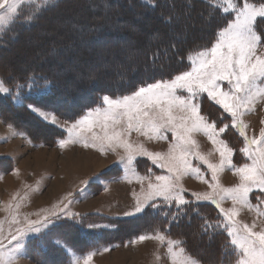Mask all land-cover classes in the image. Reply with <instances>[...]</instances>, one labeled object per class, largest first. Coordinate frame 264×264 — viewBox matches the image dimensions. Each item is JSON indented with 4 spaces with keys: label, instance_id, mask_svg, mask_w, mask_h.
I'll list each match as a JSON object with an SVG mask.
<instances>
[{
    "label": "rangeland",
    "instance_id": "374dc122",
    "mask_svg": "<svg viewBox=\"0 0 264 264\" xmlns=\"http://www.w3.org/2000/svg\"><path fill=\"white\" fill-rule=\"evenodd\" d=\"M214 2L218 5L219 0ZM237 2L242 4L243 0ZM124 5L121 2L111 5L108 0H51V3L49 0H24L15 22L8 25L6 30H0V79L4 80L6 87L12 89L13 94L17 92L16 84L23 85L18 97L23 106L13 99V95L0 93V98L8 102H0V221L3 222L0 226V243L5 252L16 247L17 242L11 241V234L16 228L26 224L25 217L37 220L43 215L59 211L65 205L66 211L78 214L76 221L64 217L41 232L28 233L20 241L22 247L10 264H74L76 258H79V264H84L83 258L89 252L93 253L91 264H180L187 257L197 260L199 264H221L222 254L221 249H218L220 240L215 241V245L213 242L208 243L207 254L189 243L199 220L194 217L190 219L186 215L176 226L173 223L170 226V217H166L165 213L169 209L175 213L177 209L174 204L163 209L146 205L141 213L124 215L133 209L137 197L142 199L147 191L149 179L142 180L141 177H149V173H153L150 179L155 182L156 175L167 174L166 169H160L147 156H135L130 165H117L114 162L117 161L118 154H124V149L102 152L99 143L93 146L91 133L64 147L59 144L60 139L68 137L67 127L95 108H87L84 112L75 110V105L88 97V92L85 95L84 91L77 90L79 83L85 79L95 81L107 69L119 68L127 63L131 65L133 61L141 59V54L147 49L142 41L154 38L148 34L155 24L153 14L156 13L148 14L129 3L126 7ZM232 14L234 18L235 14ZM139 17L144 19L140 20ZM136 18L137 22H131ZM158 23L154 26L163 30ZM168 33L167 38L171 40L177 39L178 34L180 37L186 35L184 27L177 33L168 29ZM257 54L264 55V47L258 46ZM188 62L190 65V61ZM31 67H41L43 69L40 70L46 74L51 73L53 80L46 78L52 82L50 90L54 86L52 91L60 99L57 100V106L74 111L69 119L60 116L53 106H46L43 101L34 98L49 90H46L48 86H43V81H40L41 86L35 88L31 81H25L26 76L33 75L32 71L28 72ZM17 73H21L19 77ZM89 90L91 93L92 89ZM200 103L201 115L206 116L210 123L214 121L217 130L225 124H231L230 114L210 101L206 94H203ZM27 105L51 114L49 119L45 120ZM98 106L103 107L102 103ZM252 107V111H244L241 117L246 125L244 131L248 138L259 137L261 128H264V97L258 98ZM205 112L218 118H210ZM52 115L57 118L55 124L51 122ZM94 130L100 132L99 128ZM166 135L167 139H148L132 131L127 138L133 144H143L150 152L166 154L169 145L173 143L171 132ZM57 136L59 137L56 138ZM192 138L198 144L197 151L207 155L211 163L219 162V152L215 151L217 146L203 132L192 133ZM218 139L226 141L233 148L232 161L237 167L251 163L239 151L244 147V137L240 135L239 129L230 127L225 133L218 134ZM189 160L193 167H199L201 171V176L188 174L181 180L186 190L185 199L194 201L184 209L191 214V211L196 210V205L213 202L195 201L193 193L211 191V171L194 156H189ZM98 174V178H95ZM219 180L227 188L238 184L240 177L235 169L226 167L219 174ZM260 195L261 190L254 188L249 193L250 202L255 205L256 197ZM161 199L156 202L159 204ZM219 203L225 209L233 207L230 198ZM151 209L159 212L163 220L169 219L154 226H159L166 239L186 242L174 246L177 252L175 258L169 254L166 241L154 238L139 241L140 235L151 232L154 236L155 228L147 232H135L133 229L136 225L123 220ZM209 212L212 216L216 212L218 215L213 224L209 223L220 224V227H212L210 231L220 229L224 232L235 253L223 214L218 207L216 212ZM13 214H16L18 224L12 222ZM81 220L83 224L78 222ZM237 220L249 226L255 224L254 231L264 230V216H258L255 208L249 210L247 207H240ZM190 221L192 226L186 229L187 233L179 231L187 228ZM88 224L99 227L88 228ZM202 224L201 219L199 225ZM165 229L168 231L165 232ZM197 242L206 244L207 241L197 238ZM190 245L193 251L188 249ZM181 248L184 249L183 254L179 252ZM214 250L216 256L210 254L215 253ZM236 259L238 255L234 257L232 264H235Z\"/></svg>",
    "mask_w": 264,
    "mask_h": 264
},
{
    "label": "snow or ice",
    "instance_id": "6c2138e0",
    "mask_svg": "<svg viewBox=\"0 0 264 264\" xmlns=\"http://www.w3.org/2000/svg\"><path fill=\"white\" fill-rule=\"evenodd\" d=\"M24 0H0V30L15 22L18 9ZM207 2V0H204ZM51 3V0H49ZM190 6V5H189ZM223 13H234V18L226 19L223 25L218 24L214 32L213 41L198 45L194 50H189L187 55L190 61L188 70H182L171 79H158L145 86H139L130 94L118 95L112 98L109 95L101 97L103 107L97 106L88 113L76 120L67 127L68 137L60 139L59 144L64 147L74 142L77 138L84 139L87 133H91L93 146L99 143L100 150L115 152L117 148L124 149V154H118L117 165H130L135 156H147L160 169H166L167 174L155 176V182L150 177L149 184L143 198L137 197L133 209L124 213L126 216L141 213L144 207L163 209L166 206L175 205L176 212L169 209L165 213L170 217L171 223H178L181 218L188 215L184 211L186 206L194 201L185 199L181 183L182 177L188 174L201 176L199 167H193L189 156H194L207 165L211 171L210 192L193 193L195 201L209 200L217 205L219 212L223 214L227 224V234L231 237V244L235 246L236 252H226L221 264H232L235 256V264H264V230L254 231L255 224L249 226L237 220L240 207H247L249 210L256 209L258 216H264V128L260 130L259 137L248 138L244 129L241 117L244 111H252L253 105L258 98L264 97V55L257 54L258 46L264 47V0H219L216 5ZM210 21V17L205 18ZM259 25V26H258ZM180 35H177V39ZM25 81H31L32 87H39L40 81L43 86L50 90L52 82L42 75H29ZM226 82V83H225ZM17 92L13 94L11 88L0 79V93L13 95V99L23 106L18 100L19 90L23 85H15ZM186 93V94H185ZM203 94L207 98L223 108L224 112L231 116V124H225L217 130L216 123L209 122L208 118L201 115V100ZM29 109L38 112L45 120L51 114L36 109L33 105H27ZM57 118L52 115L51 122L56 123ZM239 129L240 135L244 137V147L239 151L247 156L251 163H244L237 167L232 161L233 148L218 134L225 133L228 128ZM99 128L100 132L95 131ZM132 131L147 137L148 139H167V132H171L173 143L169 145L167 153L150 152L143 144H133L127 138ZM203 132L208 139L217 147L220 160L218 163H211L207 155L197 151L198 144L192 138V133ZM253 145H256L253 148ZM87 146V143L85 144ZM210 155V153L208 154ZM235 169L240 177V182L233 187H223L219 180V174L225 168ZM99 174L97 175L98 178ZM83 183V182H82ZM260 189L261 195L256 197V204L249 200V193L253 189ZM162 198V199H161ZM230 198L233 207L225 209L220 206V201ZM161 199L158 204L156 201ZM239 205L240 207H237ZM19 207V205H17ZM67 206L59 211L43 215L37 220H30L25 217L26 224L18 227L11 234V241H16V247L5 252L3 244L0 243V264H10L15 258L16 252L22 247L20 241L30 232H41L66 217L76 221L77 213L66 211ZM198 214V213H197ZM201 234H209L212 227H220L219 222L211 225L209 221L201 217ZM12 222L18 224L16 214H13ZM83 224V221H78ZM0 221V226H2ZM88 228L99 227L96 224H88ZM165 232L168 229L164 230ZM155 235L151 232L140 235L139 241L154 238L161 242H167L169 254L174 258L177 252L174 246L185 241L167 238L159 227L154 229ZM2 236V227H0ZM211 239V236H210ZM60 243V241H56ZM67 248L66 245H64ZM107 250V249H105ZM71 252V249H67ZM183 254L184 249L179 250ZM75 254L73 253V256ZM92 252H89L83 259L84 264H91ZM74 264H79L76 258ZM180 264H199L191 257L184 258Z\"/></svg>",
    "mask_w": 264,
    "mask_h": 264
},
{
    "label": "trees",
    "instance_id": "16d2710c",
    "mask_svg": "<svg viewBox=\"0 0 264 264\" xmlns=\"http://www.w3.org/2000/svg\"><path fill=\"white\" fill-rule=\"evenodd\" d=\"M237 1L241 2L242 0ZM108 2H110L111 5L121 2V4H125V7L127 3H129L136 9H143L144 11H147L148 14L152 12L156 13L153 14L154 22L156 24V22L158 23L159 21L160 27H163V30L157 25L154 26L155 24L150 28L151 32L148 35L154 36V38L153 40L150 39L147 42L146 40L145 42L144 40L142 41L143 44H146L147 49H145L141 54V59L133 61L131 65L127 63L119 68L107 69L103 71V73L100 74L95 81L91 79L82 80L79 83L77 90L84 91L85 95L87 94L86 92H88V95H86L88 97L75 105V110L77 109L78 111L80 110L84 112L87 108L98 106L101 103V97L103 95L115 97L122 94H130L131 91L135 90V88L139 86L151 83L161 78H171L177 72L187 69V67L190 66L187 59L189 50H194L196 46L203 45L205 43H209L210 46V42L213 41L217 25H223L226 19L230 20L233 18L232 13H223L219 11L214 0H207V2H204V0H108ZM249 2L254 3L255 0H249ZM143 17L146 18L145 15ZM143 17H139L140 20L144 19ZM208 17H210V21L205 19ZM137 21L138 19L136 18L131 22L135 23ZM261 24H264V21H261ZM183 27L186 32L184 37L182 36L179 39L174 40L167 38L169 36L168 29H172L174 33H177L178 31H182ZM152 28L154 30H152ZM123 55L126 54L123 53ZM40 69L43 68L40 67L34 69V67H31L28 72L32 71L31 73H33V76L43 74L45 77L53 80V76L50 75V72H48L50 74H46L45 71ZM19 74L21 73H17V77H19ZM53 87L54 86H52L51 90L42 95L34 96V98L36 100L43 101V104L46 106H53L55 110L53 108L52 109L60 116L69 119L74 111L72 109L66 110L67 108L57 106V100L60 101V99L57 93L55 94L54 91H52ZM90 88L92 89L91 93L89 92ZM61 94L63 95L64 93ZM0 100L1 103L8 104L5 99L0 98ZM72 103L73 102H71V104ZM202 113H204L203 110ZM205 113L210 118H218L214 117V115L210 112ZM78 115H80V113ZM209 210L216 212V204L201 203L199 206L196 205V210L191 211L192 213L190 212L191 214L187 215L190 216V219H193L194 217L199 220L198 224L193 222L196 229L195 233H193L189 239V243L191 245H195L199 251H204L203 253L207 254L209 251L208 243H214L215 241L220 240L218 243V249H221V261L225 256L224 251L233 253V249L230 247L227 236L220 229H212V232L209 230V234H201V226L199 225L201 217L206 218L212 224L214 218L218 217L217 212L214 216H212L209 214ZM123 220L128 221V224L130 222L134 223L136 225V228L133 229L135 232H147L156 228L154 226H157V224H160L161 222L165 223V221H168L169 219L163 220L159 212L151 209L135 217L125 218ZM173 226H176V223H173ZM191 226L192 221L188 223L187 228L179 231L185 232L186 229H190ZM197 238H204L205 241H207L206 244H204V242L203 244H198ZM191 245L188 249L193 251ZM229 247L230 250L228 249ZM214 251L215 253L211 252L210 254L216 256V250ZM198 258L201 259L200 256H198Z\"/></svg>",
    "mask_w": 264,
    "mask_h": 264
}]
</instances>
